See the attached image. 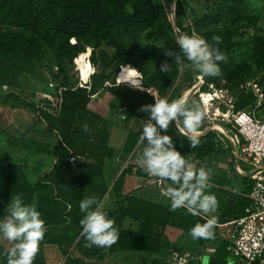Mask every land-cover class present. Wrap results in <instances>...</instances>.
<instances>
[{"label": "rangeland", "instance_id": "374dc122", "mask_svg": "<svg viewBox=\"0 0 264 264\" xmlns=\"http://www.w3.org/2000/svg\"><path fill=\"white\" fill-rule=\"evenodd\" d=\"M86 1L110 4L113 0H0V44L6 41L17 43V40H22L23 49L17 56L25 65V69L16 74L9 73L0 67V219H3L6 214L11 198L21 195L26 204L36 203L37 210L46 224L45 233L59 228L68 220V206L59 198L50 195L49 189L39 180L43 174L55 168L65 176L68 183H71V174L78 167L72 159L66 158V151L59 144L58 136L47 130L45 124L37 119L36 100L38 93L44 90V83L56 68L68 84L73 85L78 81L74 58H77L79 53H84V56H80L81 58H77L76 61L79 69L93 68L94 72L107 74L110 80H115L116 72L122 66L130 65L141 76L139 83L141 89L155 91L156 96L167 97L170 101L185 96L189 105L193 102L199 104L205 113L203 119L205 122L202 121L199 130L208 129V132L214 134L213 140L218 150V153L212 157V166L214 168L217 165L223 166L227 171L224 178L218 179V176L212 174L210 180L213 182L222 180L224 186H228L229 189L224 187L205 190L206 193L214 194L217 198L216 211L222 210L230 194L238 193L244 188L243 179L245 183L249 180L248 177L243 178L245 174H248V168L235 169L233 160L235 146L231 140V134L219 131L213 124L223 129L226 125L221 120L209 119L208 116L213 117V113L223 111L225 108L223 101L227 102L228 99H231L235 109L238 108L239 102L246 100V91L249 88L257 95L254 102L246 108L253 111L258 119L264 120V50L261 49L264 42H260L261 47L260 44L256 47V36H262L264 32V0H244L249 13L238 25V33L232 37V65L215 83H205L206 75L199 90L195 89L192 93L187 90L192 89L193 85L196 87L198 77L203 74L194 68H189L188 72L192 75L189 83L182 72L175 79L168 77L166 73L160 72V65L167 61L173 68L175 61L174 57L165 56L164 51L174 52L178 47L176 40L181 34L178 24L184 28H190L191 35L200 36L194 29V19L214 9L222 0H178L182 8V13L179 15H177V0H151L153 3L161 2L167 23L160 20L158 24L143 31L137 41L117 43V41L104 40L99 46H86L69 62L68 57L72 50L67 47L66 39L58 34L57 26L66 19L67 10L71 4ZM133 9L131 2L126 0L124 10L132 12ZM169 26L173 29V33L169 31ZM73 40L69 39V44L74 43ZM86 57H89L91 66L86 62ZM246 82L250 85H245ZM122 84L136 88L132 84L124 82ZM215 94L219 95V98H216ZM97 99L100 100V104L105 101L103 94H100ZM127 119H131L129 122L133 129H139L142 132L143 121L134 117H127ZM133 119L136 121H132ZM115 125L118 123L111 122L110 144L116 149L120 145L119 132L124 128L119 129ZM171 126L175 132L183 136L177 130L175 122ZM127 161H124V157L116 160L117 163L113 159L106 160L104 163L106 180L108 181L109 172L113 166L116 171L122 170L126 167ZM206 168L209 169V166ZM144 183L149 182L127 174L122 190L123 195L129 189L144 188L142 187ZM154 184L157 187H163L157 178L151 181L150 185ZM169 184L166 183V187ZM147 187L151 186L147 184ZM106 202V200L103 201V205H107ZM125 228H131V224L126 225ZM166 235L168 238H165L164 244L154 254L122 252L112 258L110 255L106 256L99 262L89 261L71 246L49 245L42 247L33 264H64L69 259L93 264H151L152 260L156 262L162 260L170 247L190 252L198 251L202 257V263L210 264L208 261L205 262V246L192 243L182 231H176V229L167 232ZM214 242L216 249L210 257L212 264H220L217 257L220 254L222 240ZM9 246V243L0 237V264H6L3 253ZM255 264H264V262Z\"/></svg>", "mask_w": 264, "mask_h": 264}, {"label": "trees", "instance_id": "16d2710c", "mask_svg": "<svg viewBox=\"0 0 264 264\" xmlns=\"http://www.w3.org/2000/svg\"><path fill=\"white\" fill-rule=\"evenodd\" d=\"M126 0H113L110 4L86 1L71 4L67 10L66 19L57 26L58 34L62 35L67 42V47L72 50L68 57L71 62L77 53L83 51L86 46H99L104 40L110 42L137 41L143 31L159 23L160 20L167 23L166 13L161 2L153 3L151 0H129L134 9L132 12L124 10ZM177 15L181 14V3L177 0ZM249 10L244 5V0H222L214 9L199 18L194 19V29L205 38L210 44L213 43L214 35L220 36L222 42L216 44L228 57L227 61L218 62L220 75L207 76L205 83H215L218 78L224 75L233 63V42L232 37L238 33V25L245 19ZM181 34L191 35L190 28L177 25ZM169 31L173 29L169 26ZM74 39L72 44L68 40ZM264 42V32L262 36H256L257 45ZM264 45V44H263ZM23 49L22 40L17 43L6 41L0 44V67L9 73H18L25 69V65L17 56ZM264 50V46L261 47ZM179 53V46L173 53ZM84 56L79 53L78 57ZM76 58V61H77ZM81 58V57H80ZM185 69L182 72L187 82H191L192 75ZM164 73V72H162ZM166 75L172 79L180 76V71L175 65ZM62 83L67 86V80L59 73L57 76ZM105 81L114 83L109 75L101 72H94L88 79L87 86L73 88V85L62 92L60 108L56 114H51L46 110L37 107L36 117L41 120L46 129L54 132L58 136V141L66 151V158L79 159L84 162L78 171L71 174V183H68L65 176L52 168L40 177V182L49 189L50 195L59 198L66 205H71L68 210V220L59 228L45 233L44 239L40 242L39 251L43 246L54 245L57 247L75 248V250L89 261L101 262L104 257L116 255L122 252L130 253H157L164 244L165 230L167 227H174L181 230L190 237V229L196 223H204L206 218L193 216L185 209L170 211V202L159 192L126 193L123 195V185L127 174H134L138 178L154 179L144 172L137 164V155L142 146H138L139 129H129L124 143L121 147V154L124 157L126 167L120 170L118 175L111 182L104 176V163L108 159L115 157L114 150L108 144L109 123L100 114L92 111L88 107L90 95L103 89L113 97L111 109L115 103L120 102L126 112L127 117H134L146 122L149 115L140 111L142 105L154 104L155 99L152 94L141 88H131L123 84H113L104 86ZM76 83V82H75ZM45 86V83H44ZM256 99L252 92L247 93L246 100L239 102L236 109H245ZM87 124L89 130L85 132L83 125ZM154 123V121H153ZM172 137L173 145L190 162L194 159L203 163L205 159L212 158L218 150L215 148L213 140L214 134L207 132L199 136L200 144L195 148L190 147L188 139L175 132L170 124L167 132L161 131ZM212 176V175H211ZM156 187V184L154 186ZM250 191V186L244 188L241 194H230L224 210L219 216V222L231 220L234 215L242 216L244 207L248 202L246 195ZM111 195L114 198L113 208L105 209L109 218L115 220L116 227L119 228V240L110 248L86 247V241L81 236L80 219L85 213L80 211V201L89 196L95 195L98 203L105 197ZM95 207V206H93ZM129 218L137 223V228H123L122 221ZM215 235L211 239H193L198 245H205L217 240L219 229L215 226ZM212 255V254H211ZM210 255V256H211ZM208 261L212 264V258ZM110 258V259H111ZM225 260L224 241L222 240L220 254L217 261L222 264ZM158 261V260H157ZM165 264L164 260L153 261L151 264ZM64 264H93L81 263L77 259L67 260Z\"/></svg>", "mask_w": 264, "mask_h": 264}, {"label": "clouds", "instance_id": "9594fccd", "mask_svg": "<svg viewBox=\"0 0 264 264\" xmlns=\"http://www.w3.org/2000/svg\"><path fill=\"white\" fill-rule=\"evenodd\" d=\"M212 41L210 44L201 36L180 34L176 40L180 52L166 50L164 55L174 57L180 72L194 68L203 76L215 77L221 71L218 62L227 61L228 57L215 46L222 42V38L214 35ZM159 70L168 73L171 66L164 61ZM124 80L140 88L139 79L126 77ZM153 97L154 104L142 105L139 109L148 113L149 119L144 122L138 137V146L142 148L137 155V164L159 182H171L162 189L163 197L170 202V211L185 209L193 216L203 214L209 217L204 223H196L190 229V235L193 239H211L215 235L217 218L210 214L216 212L218 201L214 194L206 193L205 190L211 187L212 170L204 166L197 168L176 150L171 136L161 134V131L166 133L170 124L175 122L177 127L182 125L183 136L190 142V147L195 148L200 144L198 130L205 113L199 104L193 102L189 105L185 96L171 101L167 97ZM83 130H89L86 123ZM79 208L85 213L79 223L86 247L110 248L118 242L119 228L115 220L102 210L95 195L81 200ZM45 232L46 224L36 203L26 204L21 195L13 196L7 205L6 214L0 219V237L10 245L3 253L6 264H33Z\"/></svg>", "mask_w": 264, "mask_h": 264}, {"label": "built area", "instance_id": "2783aa9c", "mask_svg": "<svg viewBox=\"0 0 264 264\" xmlns=\"http://www.w3.org/2000/svg\"><path fill=\"white\" fill-rule=\"evenodd\" d=\"M79 55V54H78ZM89 62V57H86ZM75 73L78 81L73 88L84 87L89 89L87 82L82 83L79 78V67L74 58ZM90 63V62H89ZM91 66V65H90ZM56 68V67H55ZM94 73L88 74V78ZM57 68L45 82L44 90L38 93L37 107L56 114L60 108L62 92L70 86L65 85L57 77ZM120 84L105 81L104 86ZM122 84V83H121ZM247 86L250 85L246 82ZM146 92L156 96L155 91L144 89ZM252 92L247 88L246 93ZM94 95H90L92 100ZM224 110L213 113L209 119H219L224 125L225 132L231 134V140L235 146L233 150L234 165L248 168L250 180V191L246 195L248 202L244 207L242 216L233 221L223 224L227 225V231L221 229L219 236L224 241L225 260L222 264H255L264 262V120L258 119L253 111L249 109H235L231 99L223 101ZM217 115V116H216ZM205 121H203L204 123ZM242 164H244L242 166ZM68 210H69V205ZM220 227H223L219 225ZM165 264H203L199 252H190L177 248H168L163 257ZM209 263V261H208Z\"/></svg>", "mask_w": 264, "mask_h": 264}, {"label": "crops", "instance_id": "0c3cea01", "mask_svg": "<svg viewBox=\"0 0 264 264\" xmlns=\"http://www.w3.org/2000/svg\"><path fill=\"white\" fill-rule=\"evenodd\" d=\"M100 94H103V99L105 100L104 101V103H101L100 104V100L99 99H97V97H99V95ZM94 95V97H93V99L91 100L90 99V102L88 103V107L92 110V111H94V112H96V113H98V114H100L101 116H103L107 121H108V123H109V135H108V144H109V146L111 147V144H110V141H111V122H115V123H118V125H115L117 128H119V129H123V130H121L120 132H119V134H120V145H119V147H117L116 149L115 148H113V147H111L113 150H114V153H115V157H114V162L115 163H117L116 162V160H118V159H120V158H122L123 157V155L121 154V147H122V145H123V143H124V140H125V138H126V135H127V133H128V131H129V129H133L132 128V124L129 122L131 119H127V112H126V110H125V108H124V106L120 103V102H116L115 103V106L113 107V110L111 109V101H112V99H113V97H112V95L110 94V93H108L107 91H105V90H103V89H101V90H99L98 92H96V93H94L93 94ZM136 121V119H133L132 121ZM176 125V124H175ZM208 132V131H207ZM206 132V133H207ZM205 133V134H206ZM190 163H192L193 165H195L196 167L199 165V167H201V166H204V167H207V166H209V169H211L212 170V174H215V176H218V179L220 178V179H222V178H224V176H226L227 175V171H226V169L223 167V166H216V168H214L213 166H212V158H209V159H205L204 161H203V163L202 162H200V164H198L199 162H198V160H196V159H194V160H192V161H190ZM115 165V164H114ZM244 164H242V166H243ZM80 168H77V170L76 171H78ZM235 169H237L236 167H235ZM120 172V169L118 170V171H116L115 170V167L113 166L111 169H110V172H109V174H110V177H109V179H108V181L110 180L111 182L113 181V179L118 175V173ZM243 173H245V172H243ZM211 174V175H212ZM132 176H134L133 174H132ZM248 176H247V174H245L244 175V177L243 178H247ZM135 178H137V179H139L138 177H136L135 176ZM211 178V177H210ZM146 182H149V183H144V186H142V187H144V188H136V189H129L128 190V192L127 193H132V192H141L143 189H144V191H147V192H159L160 194H162V189H163V187H164V189L166 188V183H171L170 181H163V183H161V186H163V187H152V186H154V185H150L151 184V181H154L155 180V178L154 179H150V180H148V179H144ZM243 182H244V188H246V187H249V185H250V180H246V183H245V179H243ZM147 184H149V186H151V187H147ZM210 184H211V189L213 190L214 188L215 189H217V188H220V189H223L224 187L226 188V189H229L228 188V186H224V184H223V182H222V180L220 181V182H213L212 180H210ZM168 186V185H167ZM244 188H242V190L240 191V192H238L237 194H241L242 193V191L244 190ZM107 201L106 203H107V205H103V201ZM222 200H223V198H222ZM114 205H115V201H114V198L111 196V195H109V194H107V195H105V197L102 199V201L100 202V206H101V208L103 209V210H105V209H109V208H113L114 207ZM106 206V207H105ZM224 210V208H222V210H218V211H216L215 213H212V214H210L211 216H215L216 218H217V226H218V229H219V231L221 230V229H224V230H226L227 231V229H228V226L227 225H225V226H223V224H226V223H229V222H231V221H233L234 219H236L237 217H240L239 215H234L232 218H231V220H229V221H225V222H222V223H218L219 222V216H220V214H221V212ZM202 216L204 217V218H209V217H207V216H204L203 214H202ZM128 224H131V228L132 229H136L137 228V223L136 222H134V221H132L131 219H129V218H125L123 221H122V227L123 228H125V226L126 225H128ZM219 225H221V226H223V227H220ZM173 229H176V231H181V230H179V229H177V228H174V227H167L166 228V230H165V234H167V232H170V231H173ZM166 237L168 238V236L166 235ZM186 237L187 238H189L190 240H191V242L192 243H197L195 240H193V239H191L190 237H188L187 235H186ZM219 239H221V240H223L222 239V237L221 236H219L218 235V238H217V240L216 241H219ZM190 242V241H189ZM190 242V243H191ZM213 243H215V242H212V243H208V244H212V245H214L215 246V249H216V244H213ZM206 245L207 244H205V245H203V246H205V249H206ZM180 246H181V244H180ZM214 249V250H215ZM198 252V251H197ZM214 252V251H213ZM212 252V253H213ZM260 263H263V262H260Z\"/></svg>", "mask_w": 264, "mask_h": 264}, {"label": "bare ground", "instance_id": "6f19581e", "mask_svg": "<svg viewBox=\"0 0 264 264\" xmlns=\"http://www.w3.org/2000/svg\"><path fill=\"white\" fill-rule=\"evenodd\" d=\"M80 59V58H79ZM78 59V61H79ZM83 59V58H82ZM84 60V59H83ZM85 62V60H84ZM86 62L90 65V63L86 60ZM78 65V64H77ZM80 70V73H79V78H80V81L82 83H85L88 79V74H90L92 72V69L89 68V69H79ZM206 76V75H205ZM205 76H199L198 77V80H197V83H196V87L193 85V88L192 89H188L187 91L189 93H192L195 89H197V91L199 90V87L204 83V80H205ZM126 77L128 78H132V79H141V76L139 74V72L132 66L130 65H124L122 66L115 74V79L117 80V82L119 83H127V84H131L130 81H126L124 80ZM199 83V85H198ZM215 97L216 98H219V95L215 94ZM204 98V97H203ZM205 103L207 104L206 102V99H204ZM214 127H216L219 131H222L223 133H225V130L223 128H221L220 126L218 125H215L213 124ZM177 127V126H176ZM177 130L183 134V128H182V125L177 127ZM208 129H204L202 131L198 130L200 132V136H203L206 132H207Z\"/></svg>", "mask_w": 264, "mask_h": 264}, {"label": "water", "instance_id": "95a60500", "mask_svg": "<svg viewBox=\"0 0 264 264\" xmlns=\"http://www.w3.org/2000/svg\"><path fill=\"white\" fill-rule=\"evenodd\" d=\"M72 162L74 163V164H76V166L78 167V168H80L81 166H83V164H84V162L82 161V160H79V159H75V158H72ZM214 249H215V246L214 245H212V244H207L206 245V250H205V262H207L208 261V258H209V256L212 254V252L214 251Z\"/></svg>", "mask_w": 264, "mask_h": 264}]
</instances>
